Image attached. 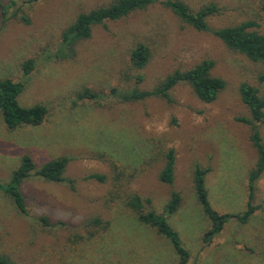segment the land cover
<instances>
[{"label": "rangeland", "instance_id": "374dc122", "mask_svg": "<svg viewBox=\"0 0 264 264\" xmlns=\"http://www.w3.org/2000/svg\"><path fill=\"white\" fill-rule=\"evenodd\" d=\"M184 1L193 10L210 3L220 8L208 18L211 29L252 20L264 34L262 0ZM109 2L16 0L12 6L10 0H0V80L24 84L20 106L43 105L48 111L39 126L16 130H8L0 115V183L10 180L25 154L37 167L57 157L69 159L66 182L49 183L34 175L25 180L27 216L0 194V258L10 264H177L169 241L135 222L120 200L108 201L112 162L138 166L143 152L153 149L155 161L122 190L150 200L144 209L157 214L164 212L170 193L179 192L181 207L166 221L189 253L188 264H264V172L256 183L257 209L249 222L230 219L209 245L202 237L210 222L192 188L198 166L207 170L204 183L213 210L229 215L245 211L248 175L257 154L250 126L239 121L249 112L238 87L248 82L264 96V82L258 80L264 66L229 52L211 34L181 24L159 4L94 26L89 39L66 48L62 34L77 15ZM139 42L150 43L153 55L145 68L136 70L128 56ZM26 59L34 63L27 75L21 66ZM204 59L213 60V75L226 81L212 103L198 100L186 84L172 89L169 102L147 98L122 103L111 92L131 88L137 75L143 80L136 86L149 90L174 70ZM259 132L264 145V124ZM169 150L175 156L172 185L158 180ZM95 174L105 175L106 181L88 179ZM40 216L50 226H41Z\"/></svg>", "mask_w": 264, "mask_h": 264}, {"label": "trees", "instance_id": "16d2710c", "mask_svg": "<svg viewBox=\"0 0 264 264\" xmlns=\"http://www.w3.org/2000/svg\"><path fill=\"white\" fill-rule=\"evenodd\" d=\"M15 2L16 0H10V5L13 6ZM155 4L162 5L181 24L198 32L211 34L221 41L229 52L243 55L249 62L264 66V34L255 30V27H258L257 23L248 20L233 26L211 29L208 18L220 13V8L214 3L193 10L184 0H110L107 5L87 13H79L75 21L64 30L62 34L63 45L72 49L77 42L90 38L94 26L102 25L107 21L120 20L135 12L145 11ZM2 14V24H4L8 19L5 11ZM22 19L27 22L25 18ZM152 55L151 44L139 42L129 52V65L136 70H141L150 63ZM21 64L23 73L26 75L34 66L31 59H26ZM214 66L213 60L204 59L189 69L174 70L169 75L159 79L149 90H142L136 86L143 80L140 75H137L135 85L131 88L125 90L112 88L111 92H116L118 100L122 103L138 102L147 98H157L169 102L172 89L179 84H186L198 100L204 103H212L226 88V81L213 75ZM258 80L264 82V70L258 75ZM23 90L24 84L22 82L11 79L0 80V115L4 126L8 130H16L25 126H39L46 119L48 111L45 106L22 107L18 104L17 98ZM238 94L242 104L249 112L248 118L242 117L239 121L250 126V141L257 154L255 165L248 175L246 209L243 213L234 215L221 214L213 210L208 201L207 189L204 183L207 170L195 166L192 174V188L198 204L210 222L209 229L202 237L204 245H209L217 235L221 234L230 219H235L240 224H247L257 209L253 205L256 183L264 172V145L259 132V126L264 124V96L258 88L248 82H242L239 85ZM90 97L92 96L90 95ZM153 153V149L143 152V156L141 155L140 160L138 159V166L130 164L121 166L112 162L114 174L111 179L110 190L112 198L108 201L120 200L135 222L153 228L158 235L171 243L178 255L177 264H188L189 253L181 247L177 233L166 221V215L177 213L181 207L182 198L179 192L172 191L165 204L164 212L157 214L154 210L145 211V205L150 204V200L143 199L136 193L126 194L122 190L126 183L133 181L138 171L141 174L148 166H151L155 161L153 160L155 159ZM164 160L158 173V180L163 184L172 185L175 179L173 150H169L164 154ZM68 162L69 159L65 157H57L37 167L31 156L25 154L21 157L20 166L12 173L10 180L5 184L0 183V194L9 199L16 211L23 216H27L28 210L22 190L25 180L34 175L49 183L66 182L65 171ZM88 179H95L104 183L106 176L95 174L89 176ZM38 221L43 227L50 226L47 217L40 216ZM93 222L100 224L98 220H93ZM0 264L10 263L4 258H0Z\"/></svg>", "mask_w": 264, "mask_h": 264}]
</instances>
